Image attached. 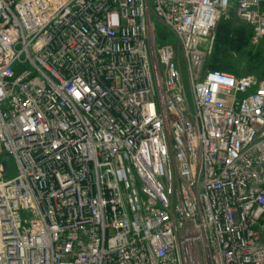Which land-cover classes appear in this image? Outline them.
I'll return each mask as SVG.
<instances>
[{"label":"built area","instance_id":"2783aa9c","mask_svg":"<svg viewBox=\"0 0 264 264\" xmlns=\"http://www.w3.org/2000/svg\"><path fill=\"white\" fill-rule=\"evenodd\" d=\"M231 17L264 40V0H0V264H264V77L208 66Z\"/></svg>","mask_w":264,"mask_h":264},{"label":"trees","instance_id":"16d2710c","mask_svg":"<svg viewBox=\"0 0 264 264\" xmlns=\"http://www.w3.org/2000/svg\"><path fill=\"white\" fill-rule=\"evenodd\" d=\"M247 27L249 26L246 24L235 27L226 19L220 21L216 32L214 52L208 61L210 68H221L239 75L237 67L229 63L228 57L232 53L243 51L249 45V36L253 32H248Z\"/></svg>","mask_w":264,"mask_h":264},{"label":"rangeland","instance_id":"374dc122","mask_svg":"<svg viewBox=\"0 0 264 264\" xmlns=\"http://www.w3.org/2000/svg\"><path fill=\"white\" fill-rule=\"evenodd\" d=\"M233 26L239 27L245 24L235 18L226 19ZM248 28V32H252V29ZM168 41L174 45H178L177 38L168 29ZM253 34L249 36V45L238 53L230 54L228 61L230 64L237 67L239 75H256L258 77H264V40L253 42ZM164 41L159 40V44ZM251 53V54H250ZM177 55H181L180 49L177 47Z\"/></svg>","mask_w":264,"mask_h":264},{"label":"water","instance_id":"95a60500","mask_svg":"<svg viewBox=\"0 0 264 264\" xmlns=\"http://www.w3.org/2000/svg\"><path fill=\"white\" fill-rule=\"evenodd\" d=\"M7 162H8V158L5 157V158L2 160V164H3V167H4V171H6V169H7Z\"/></svg>","mask_w":264,"mask_h":264}]
</instances>
